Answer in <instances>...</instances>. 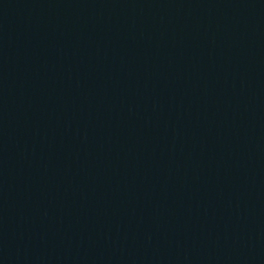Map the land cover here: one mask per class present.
Returning a JSON list of instances; mask_svg holds the SVG:
<instances>
[{
    "label": "water",
    "instance_id": "obj_1",
    "mask_svg": "<svg viewBox=\"0 0 264 264\" xmlns=\"http://www.w3.org/2000/svg\"><path fill=\"white\" fill-rule=\"evenodd\" d=\"M0 18L264 139V0H0Z\"/></svg>",
    "mask_w": 264,
    "mask_h": 264
}]
</instances>
